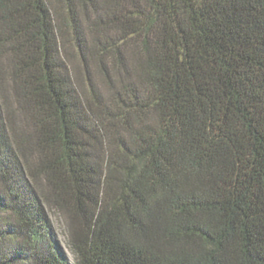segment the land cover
<instances>
[{
	"label": "trees",
	"instance_id": "trees-1",
	"mask_svg": "<svg viewBox=\"0 0 264 264\" xmlns=\"http://www.w3.org/2000/svg\"><path fill=\"white\" fill-rule=\"evenodd\" d=\"M264 264V0H0V264Z\"/></svg>",
	"mask_w": 264,
	"mask_h": 264
},
{
	"label": "rangeland",
	"instance_id": "rangeland-1",
	"mask_svg": "<svg viewBox=\"0 0 264 264\" xmlns=\"http://www.w3.org/2000/svg\"><path fill=\"white\" fill-rule=\"evenodd\" d=\"M54 238L61 252L65 255L70 264H74V255L69 241V234L63 216L54 208L46 206Z\"/></svg>",
	"mask_w": 264,
	"mask_h": 264
}]
</instances>
